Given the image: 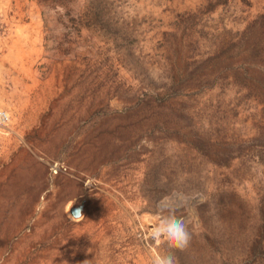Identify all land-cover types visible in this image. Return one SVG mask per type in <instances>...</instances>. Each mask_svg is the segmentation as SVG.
Returning a JSON list of instances; mask_svg holds the SVG:
<instances>
[{
	"label": "rangeland",
	"instance_id": "1",
	"mask_svg": "<svg viewBox=\"0 0 264 264\" xmlns=\"http://www.w3.org/2000/svg\"><path fill=\"white\" fill-rule=\"evenodd\" d=\"M0 112V264H264V0H0Z\"/></svg>",
	"mask_w": 264,
	"mask_h": 264
},
{
	"label": "clouds",
	"instance_id": "2",
	"mask_svg": "<svg viewBox=\"0 0 264 264\" xmlns=\"http://www.w3.org/2000/svg\"><path fill=\"white\" fill-rule=\"evenodd\" d=\"M153 239L165 240L170 247L184 250L191 241V233L188 231V222L184 218H178L174 214L162 216L153 228ZM153 264H174L172 256L161 257L157 255Z\"/></svg>",
	"mask_w": 264,
	"mask_h": 264
},
{
	"label": "water",
	"instance_id": "3",
	"mask_svg": "<svg viewBox=\"0 0 264 264\" xmlns=\"http://www.w3.org/2000/svg\"><path fill=\"white\" fill-rule=\"evenodd\" d=\"M70 215L73 217V218H77L80 214V209L79 208H72L70 211H69Z\"/></svg>",
	"mask_w": 264,
	"mask_h": 264
},
{
	"label": "built area",
	"instance_id": "4",
	"mask_svg": "<svg viewBox=\"0 0 264 264\" xmlns=\"http://www.w3.org/2000/svg\"><path fill=\"white\" fill-rule=\"evenodd\" d=\"M7 120V116L4 112H0V125Z\"/></svg>",
	"mask_w": 264,
	"mask_h": 264
}]
</instances>
